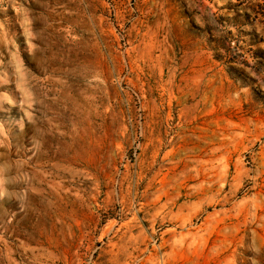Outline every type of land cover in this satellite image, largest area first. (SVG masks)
<instances>
[{
	"label": "rangeland",
	"instance_id": "obj_1",
	"mask_svg": "<svg viewBox=\"0 0 264 264\" xmlns=\"http://www.w3.org/2000/svg\"><path fill=\"white\" fill-rule=\"evenodd\" d=\"M0 264H264V0H0Z\"/></svg>",
	"mask_w": 264,
	"mask_h": 264
}]
</instances>
